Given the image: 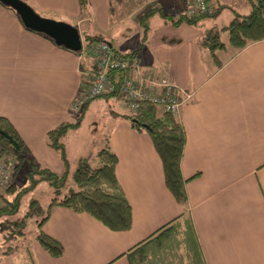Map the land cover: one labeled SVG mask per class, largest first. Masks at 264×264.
I'll return each instance as SVG.
<instances>
[{
  "label": "crops",
  "instance_id": "1",
  "mask_svg": "<svg viewBox=\"0 0 264 264\" xmlns=\"http://www.w3.org/2000/svg\"><path fill=\"white\" fill-rule=\"evenodd\" d=\"M25 1L40 15L75 25L81 36L101 34L119 53L137 50L141 71L175 84L185 134L180 172L187 178L184 206L165 185L149 134L120 117L126 110L111 109L100 144L107 138L116 155L115 175L130 205L131 225L111 230L86 212L51 206L41 228L61 243L62 253L53 257L35 246L36 264H131L141 254V264L146 256L149 264H186L184 257L166 261L163 237L129 254L184 212L205 264H264V38L228 51L222 60L199 43L205 29L221 31L234 12L248 13V0H216L223 7L200 25H173L165 18L185 12L187 0H146L134 8L124 6L129 0H88L86 15L78 0ZM92 67L90 56L26 28L15 11L0 4V115L35 161L58 174L63 165L46 133L75 121L71 101Z\"/></svg>",
  "mask_w": 264,
  "mask_h": 264
},
{
  "label": "trees",
  "instance_id": "2",
  "mask_svg": "<svg viewBox=\"0 0 264 264\" xmlns=\"http://www.w3.org/2000/svg\"><path fill=\"white\" fill-rule=\"evenodd\" d=\"M207 1L211 10L204 14L190 16L183 11L177 17L166 15L165 18L173 25H178L182 22L200 25L204 18L216 15L224 5L219 2L217 4L216 0H212L215 2L213 6L211 0ZM78 2L82 14H88V0H78ZM248 2L250 4L248 13L241 14L234 12L227 25L222 28L227 33V43L219 39L220 29L210 28L203 31L199 39L200 46L209 50L213 57L217 58L214 52L215 49L230 47L236 52L248 43L264 38V0H248ZM0 4L12 9L2 2ZM156 11L160 12L161 8H157ZM143 27L142 40L145 39L147 30L145 24ZM40 34L46 36L43 33ZM82 40L83 43H89L91 40H103V37L101 34H83ZM136 51L132 49L121 55L126 59L132 58L135 57ZM219 64L220 62L217 61L216 65L219 66ZM125 71L127 72L125 68L111 71V82L113 85L111 90L98 96L84 99L81 105L74 109L70 107V111L76 117L74 122H62L47 131V144L57 152L63 165V172L61 174L56 173L47 165L36 162L30 155L26 144L21 139L15 127L6 117L0 115V131H5L19 145V148L14 150L9 141L0 133V146L2 151L13 155L16 159L11 181L5 186L4 192L0 193L2 198L0 217L4 219V226L6 228L12 226L9 233H12L13 230L15 231L13 234L16 232L18 234L23 233L21 230L15 228V226L17 227L21 223L20 218L16 217L9 220L8 217L11 218L16 215L23 194L32 190L40 181H46L52 188L53 196L49 200L40 219L36 221L38 230L34 235V239L53 257L61 255L62 245L41 228L48 217L51 206L58 205L75 212H86L111 230H124L131 225L130 205L118 184L115 175L117 158L110 148L107 138H105L103 144H100L92 160L89 161L87 157H83L73 171L69 170V157L64 141L65 134L70 129L78 126L87 104L93 98H106L108 96L122 97L120 84L126 74ZM87 82L88 78H81L77 90L84 87ZM120 117L126 119L134 129L138 131L144 130L149 134L161 160L165 185L173 194L176 201L185 206L187 204V197L184 182L187 178H184L180 172V160L185 142V134L177 115H172L155 103L142 100L139 101L134 112H129L126 109V112L120 114ZM69 175L72 178L71 182L68 181ZM9 194L10 198L7 196ZM35 209L43 210L39 206ZM31 210L26 214H30ZM156 237L164 238L162 243L165 245L164 255L166 261L171 260L175 263L177 262L176 259L181 260L184 257L186 264H205L191 219L187 212L181 214L178 220L171 221L168 225L155 231L145 241L134 246L129 254L135 256L137 249H143V245L154 238L156 239ZM14 248H17V245L8 246L4 252L7 253ZM180 248H182V253L179 251ZM176 250H178V253ZM29 251L31 252V263L36 264L32 251L30 249ZM147 255H149V252H147ZM138 257L140 260L142 254ZM145 258L144 264H149L150 258L147 256ZM139 260L137 262L136 259L134 260L132 258L131 264H141ZM162 263L164 264L165 262L163 261ZM180 263L183 264V260Z\"/></svg>",
  "mask_w": 264,
  "mask_h": 264
},
{
  "label": "rangeland",
  "instance_id": "3",
  "mask_svg": "<svg viewBox=\"0 0 264 264\" xmlns=\"http://www.w3.org/2000/svg\"><path fill=\"white\" fill-rule=\"evenodd\" d=\"M145 1L146 0H129L123 4L125 7L129 6L134 8L143 4ZM224 19V15L220 16L218 23H223ZM219 39L227 43V33L225 30L219 31ZM230 50L233 52V49L230 47L215 49V55L218 59L222 60ZM78 52L85 55L81 53V49ZM86 78L87 77L84 79ZM121 100V98L115 96H108L107 98L96 97L88 103L78 126L71 129L64 138L69 157L70 171L75 169L83 157H87L89 161L92 160V157H95L100 142L103 141L107 131L106 124L109 119L108 114L110 110L113 108L121 112L126 110ZM71 180L72 178L69 175L68 181L71 182ZM3 190L4 189H0V193H3ZM52 193L51 186L46 181H40L32 190L23 194L16 215L11 218L8 217L9 220L16 217L20 218L21 223H19L17 227L15 226V228L21 230L23 232L21 234H18V232L13 234L15 232L14 230L12 233H9L12 226L6 228L4 226V219L0 217V264H32L31 252L29 249L32 251L35 246H39L34 239V235L38 230L36 221L42 216L49 200L53 196ZM7 196L10 198V194ZM38 206L43 210L40 211L35 209ZM30 210L31 213L27 215L26 213ZM14 245H17V248L7 253L4 252L8 246Z\"/></svg>",
  "mask_w": 264,
  "mask_h": 264
},
{
  "label": "built area",
  "instance_id": "4",
  "mask_svg": "<svg viewBox=\"0 0 264 264\" xmlns=\"http://www.w3.org/2000/svg\"><path fill=\"white\" fill-rule=\"evenodd\" d=\"M185 12L190 16H198L210 11L207 0H187ZM81 53L90 56L93 67L89 73L88 82L77 90L71 107L81 105L86 98L98 96L113 88L111 71L125 68L127 70L120 84L122 102L129 112L136 110L139 101L146 100L162 107L163 110L176 116L183 100L178 95L175 84L166 76H157L141 71L135 57L126 59L113 49L105 40H91L82 43ZM16 159L13 155L4 153L0 146V189H4L12 178ZM2 192V191H1Z\"/></svg>",
  "mask_w": 264,
  "mask_h": 264
},
{
  "label": "water",
  "instance_id": "5",
  "mask_svg": "<svg viewBox=\"0 0 264 264\" xmlns=\"http://www.w3.org/2000/svg\"><path fill=\"white\" fill-rule=\"evenodd\" d=\"M0 2L11 7L26 28L45 34L55 44L67 49L73 51L81 49L82 39L75 25L40 15L24 0H0ZM0 133L9 141L14 150L19 148L18 143L5 131L1 130Z\"/></svg>",
  "mask_w": 264,
  "mask_h": 264
}]
</instances>
